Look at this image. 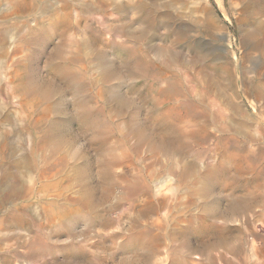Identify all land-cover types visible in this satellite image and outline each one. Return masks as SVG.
I'll return each instance as SVG.
<instances>
[{
  "label": "rangeland",
  "instance_id": "374dc122",
  "mask_svg": "<svg viewBox=\"0 0 264 264\" xmlns=\"http://www.w3.org/2000/svg\"><path fill=\"white\" fill-rule=\"evenodd\" d=\"M24 1L0 0V264H264V0Z\"/></svg>",
  "mask_w": 264,
  "mask_h": 264
},
{
  "label": "bare ground",
  "instance_id": "6f19581e",
  "mask_svg": "<svg viewBox=\"0 0 264 264\" xmlns=\"http://www.w3.org/2000/svg\"><path fill=\"white\" fill-rule=\"evenodd\" d=\"M9 2V4H8V6H9V9L7 10V11H12V12H20V7L23 5H25V1L24 0H8ZM15 1H17L16 2V4H15ZM84 0H82V2H83ZM64 3V2H63ZM86 3V2H85ZM87 5H88V3H87ZM12 6H17V7H12ZM264 9V8H263ZM40 14V13H39ZM256 15H259V12H256L254 15H252L251 17H249L250 18V23H251V25L249 26L250 27V29H248V31H246V33H245V38H246V41H249V42H251V45H250V48H251V50H253V51H255L256 50V48H257V45H256V43H255V41H254V38L257 36V34L259 33V31H261V28L262 27H264V22H259V21H257V18H256ZM42 16V15H41ZM146 27L144 26V25H142V24H140L139 26H138V35L140 36V37H146V35H147V30L145 29ZM6 30V29H5ZM136 30V31H137ZM255 52H257V51H255ZM248 59V58H247ZM97 62L99 63V66H101V67H103V65H102V60H101V57L99 56L98 57V59H97ZM237 63V62H236ZM234 65H235V63H234ZM236 66V65H235ZM103 70V69H102ZM236 70H237V68H236ZM106 73H101V75L104 77V74H105V76H108V75H110V71L108 70V69H106V71H105ZM216 76V75H215ZM255 81V80H254ZM256 82V81H255ZM46 85V84H45ZM37 85V87H35V89L33 90V92L37 95V97L38 96H41V97H43V98H45V97H48L50 94H51V92L54 90V88L51 86V85ZM257 89H258V91H260V90H262L263 88L262 87H257ZM116 96V95H115ZM40 97V98H41ZM39 99V98H38ZM46 108V107H45ZM222 117V116H221ZM224 117V116H223ZM60 136V135H59ZM58 137V136H57ZM63 137V136H62ZM56 139V138H55ZM55 139H54V141H55ZM58 139V138H57ZM64 139V138H63ZM62 139V140H63ZM60 139L59 140H57L53 145L55 146L56 144H58V143H60ZM65 141V140H64ZM63 141V142H64ZM51 144V145H52ZM63 144H65V142L63 143ZM51 145H50V143H49V146L51 147ZM66 145V144H65ZM53 146V147H54ZM58 146V145H57ZM59 146H60V144H59ZM58 148V147H57ZM9 150H11V148L9 147ZM16 162H17V164H21V163H27V161L25 160V159H23V158H19V159H17L16 160ZM212 176L208 173H205L204 175H203V178L201 179V181H200V183H201V185H200V191H201V193H202V195H205V196H207L208 194H210L211 192H212ZM3 186H5V187H9V188H13V184H11L10 182L8 183L7 182V180H3ZM12 193H14L15 191L12 189ZM13 217L14 218H16V219H18L19 221L21 220V216L20 215H13Z\"/></svg>",
  "mask_w": 264,
  "mask_h": 264
}]
</instances>
